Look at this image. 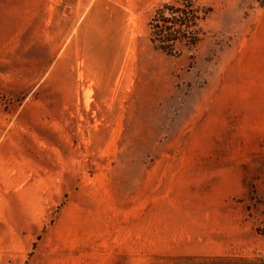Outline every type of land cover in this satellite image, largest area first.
Returning a JSON list of instances; mask_svg holds the SVG:
<instances>
[{"label":"rangeland","instance_id":"1","mask_svg":"<svg viewBox=\"0 0 264 264\" xmlns=\"http://www.w3.org/2000/svg\"><path fill=\"white\" fill-rule=\"evenodd\" d=\"M179 2L137 19L107 97L81 85L68 189H0V264H264V0H195L202 38L174 56L148 21ZM15 27L0 3V56Z\"/></svg>","mask_w":264,"mask_h":264},{"label":"crops","instance_id":"2","mask_svg":"<svg viewBox=\"0 0 264 264\" xmlns=\"http://www.w3.org/2000/svg\"><path fill=\"white\" fill-rule=\"evenodd\" d=\"M154 2L0 0L16 21V41L0 56V88L19 98L10 111L0 105V189H68L59 182L67 174L59 175L58 157L69 154L62 136L81 85L92 81L95 98H105L121 67L137 64V19ZM106 66L117 67L109 81Z\"/></svg>","mask_w":264,"mask_h":264},{"label":"trees","instance_id":"3","mask_svg":"<svg viewBox=\"0 0 264 264\" xmlns=\"http://www.w3.org/2000/svg\"><path fill=\"white\" fill-rule=\"evenodd\" d=\"M207 10L195 0L158 6L148 21L149 38L154 48L174 56L184 49L195 48L203 33L199 21L206 17Z\"/></svg>","mask_w":264,"mask_h":264}]
</instances>
